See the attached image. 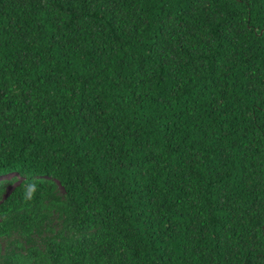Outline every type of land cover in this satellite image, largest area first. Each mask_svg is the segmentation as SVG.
I'll return each mask as SVG.
<instances>
[{"label":"trees","instance_id":"trees-1","mask_svg":"<svg viewBox=\"0 0 264 264\" xmlns=\"http://www.w3.org/2000/svg\"><path fill=\"white\" fill-rule=\"evenodd\" d=\"M0 264H264V0H0Z\"/></svg>","mask_w":264,"mask_h":264},{"label":"rangeland","instance_id":"rangeland-1","mask_svg":"<svg viewBox=\"0 0 264 264\" xmlns=\"http://www.w3.org/2000/svg\"><path fill=\"white\" fill-rule=\"evenodd\" d=\"M9 178H11V176H8V177H6V178H3V179H1V180H6V179H9Z\"/></svg>","mask_w":264,"mask_h":264}]
</instances>
